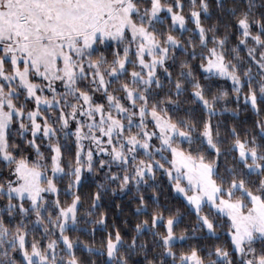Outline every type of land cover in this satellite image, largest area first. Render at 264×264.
I'll return each instance as SVG.
<instances>
[{
	"label": "snow or ice",
	"instance_id": "1",
	"mask_svg": "<svg viewBox=\"0 0 264 264\" xmlns=\"http://www.w3.org/2000/svg\"><path fill=\"white\" fill-rule=\"evenodd\" d=\"M0 264H264V0H0Z\"/></svg>",
	"mask_w": 264,
	"mask_h": 264
}]
</instances>
